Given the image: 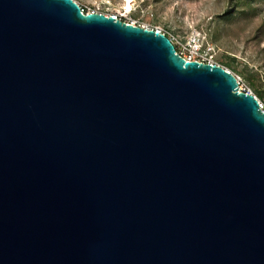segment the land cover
I'll return each mask as SVG.
<instances>
[{"label":"water","instance_id":"95a60500","mask_svg":"<svg viewBox=\"0 0 264 264\" xmlns=\"http://www.w3.org/2000/svg\"><path fill=\"white\" fill-rule=\"evenodd\" d=\"M0 264H264L260 100L164 32L0 0Z\"/></svg>","mask_w":264,"mask_h":264},{"label":"rangeland","instance_id":"374dc122","mask_svg":"<svg viewBox=\"0 0 264 264\" xmlns=\"http://www.w3.org/2000/svg\"><path fill=\"white\" fill-rule=\"evenodd\" d=\"M76 1L86 11L114 14L122 0ZM124 19L162 28L182 54L197 38L209 47L208 58L264 104V0H133Z\"/></svg>","mask_w":264,"mask_h":264},{"label":"built area","instance_id":"2783aa9c","mask_svg":"<svg viewBox=\"0 0 264 264\" xmlns=\"http://www.w3.org/2000/svg\"><path fill=\"white\" fill-rule=\"evenodd\" d=\"M84 10V8H83ZM84 12H99L97 10H92V11H85ZM107 15H111V14H107ZM112 15H115V14H112ZM116 16V15H115ZM117 17V16H116ZM119 19L127 22V23H131V24H134V25H139V26H142V27H148V28H151V29H156L158 31H161V32H164L166 33L162 28H159V27H149L147 25H141V24H137V22L135 21H128L126 19H124V16L122 15H119ZM167 34V33H166ZM209 47H205L200 40H198L197 38H193V40H191V42L188 44V47H187V51L188 53L187 54H182L180 53L184 58L188 59V60H197V61H200V62H205V63H216V64H219L217 63L216 61L212 60L211 58H208L206 56V53H208ZM240 83V82H239ZM246 92H250V93H253L252 91H247V90H244ZM261 103V107L263 108L264 110V104L260 101Z\"/></svg>","mask_w":264,"mask_h":264},{"label":"bare ground","instance_id":"6f19581e","mask_svg":"<svg viewBox=\"0 0 264 264\" xmlns=\"http://www.w3.org/2000/svg\"><path fill=\"white\" fill-rule=\"evenodd\" d=\"M133 0H122L119 5L115 8V15L119 18V15L125 16L127 13L132 11ZM228 69V68H227ZM241 90V88L239 87Z\"/></svg>","mask_w":264,"mask_h":264},{"label":"trees","instance_id":"16d2710c","mask_svg":"<svg viewBox=\"0 0 264 264\" xmlns=\"http://www.w3.org/2000/svg\"><path fill=\"white\" fill-rule=\"evenodd\" d=\"M85 10V9H84ZM86 11V10H85ZM259 95L263 97V94L261 92H259Z\"/></svg>","mask_w":264,"mask_h":264}]
</instances>
